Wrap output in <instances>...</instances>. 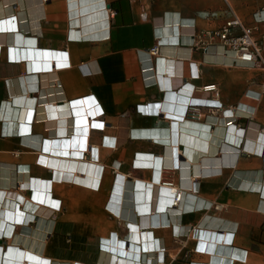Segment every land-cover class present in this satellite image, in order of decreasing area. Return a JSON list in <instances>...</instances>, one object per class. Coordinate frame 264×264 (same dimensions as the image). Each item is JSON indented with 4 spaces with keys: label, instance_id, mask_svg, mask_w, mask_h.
<instances>
[{
    "label": "crops",
    "instance_id": "0c3cea01",
    "mask_svg": "<svg viewBox=\"0 0 264 264\" xmlns=\"http://www.w3.org/2000/svg\"><path fill=\"white\" fill-rule=\"evenodd\" d=\"M234 14L264 47V0H0L4 249L69 264H264V72L200 34ZM192 105L219 109L197 120ZM82 115L106 126L84 157L53 152L77 150Z\"/></svg>",
    "mask_w": 264,
    "mask_h": 264
},
{
    "label": "bare ground",
    "instance_id": "6f19581e",
    "mask_svg": "<svg viewBox=\"0 0 264 264\" xmlns=\"http://www.w3.org/2000/svg\"><path fill=\"white\" fill-rule=\"evenodd\" d=\"M75 105L78 106L77 110H78L79 114L85 113V111L83 110L84 107L80 103H78V105L77 104H75ZM187 107H189V106H187ZM77 124L80 126H84V128L87 129L86 134L78 135L77 137H75L76 143H74V144H76L77 150L74 151L72 154H70L69 150L66 149L68 144H67V142L64 141V143H63L64 148L60 149V150L53 151V152L58 153V154L63 155V156L73 155L77 158H83L85 151L89 150L88 149L89 148L88 142H89V134H90L91 128H93V129H104L106 127L105 123L103 121H98V120L92 121L90 118H88L85 115H82L81 117L77 118ZM107 125H109V124H107ZM94 133H96V132H94ZM99 134H100V132H99ZM105 142L109 146H115L116 145V139H114L112 137H107ZM70 147H71V145H70ZM92 149H93V147H92ZM93 157L97 160H99V158H100L98 146L97 147L95 146L93 149ZM160 188H162V189L169 188L171 190L172 198L174 199V204H178L181 201V199L183 197V191H180L178 189V186L175 187V185H171V184L164 182L160 185ZM2 194L3 193H0V200L3 199L4 195H2ZM36 200L43 203L45 201V196H42L41 194L39 196V194H38L36 197ZM27 207L30 210H36L37 209L36 204H34L33 202H29L27 204ZM40 208H42V207H39L38 211H36V212H38L42 215L43 214L47 215L45 213L39 212ZM162 215L165 216L164 213ZM6 217L10 218V219L17 220L16 213L11 212V211L7 212ZM3 218H5V217H3ZM0 219H1V216H0ZM12 233H13V230L11 228H9V229H6V228L1 229L0 228V236H3L4 234H6L7 236H10ZM103 247L111 249L110 246L103 245ZM0 264H69V263L48 259L47 257L41 256V255H39L35 252H32L30 250L22 249L17 245H11L8 250L4 249V247L2 245H0Z\"/></svg>",
    "mask_w": 264,
    "mask_h": 264
},
{
    "label": "built area",
    "instance_id": "2783aa9c",
    "mask_svg": "<svg viewBox=\"0 0 264 264\" xmlns=\"http://www.w3.org/2000/svg\"><path fill=\"white\" fill-rule=\"evenodd\" d=\"M201 36L216 37L219 39V45L226 53L234 55L235 65L257 68L264 72L263 50L258 41L253 36V29L244 25L239 16L234 14V17L227 21L220 29L213 32H201ZM200 45L203 50H207L208 46L204 47L202 40L195 42ZM159 45L152 49L153 54L159 52ZM264 94V87L261 90ZM219 107L211 105H192L187 111V115L193 119L201 120L209 114H213V110ZM167 183V182H166ZM171 184L172 183H168Z\"/></svg>",
    "mask_w": 264,
    "mask_h": 264
}]
</instances>
